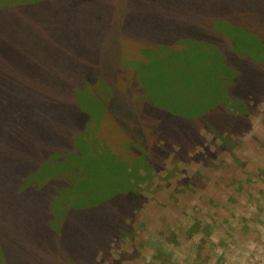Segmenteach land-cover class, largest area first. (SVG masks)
<instances>
[{
  "label": "trees",
  "instance_id": "16d2710c",
  "mask_svg": "<svg viewBox=\"0 0 264 264\" xmlns=\"http://www.w3.org/2000/svg\"><path fill=\"white\" fill-rule=\"evenodd\" d=\"M172 1L177 19L159 13L160 35L136 27L115 30L114 41L102 31L98 43H87L97 52L113 48L117 67L111 75L83 76V84H76L70 76L90 49H82L75 37L65 38L68 12L99 8L104 28L114 23V9L147 20L164 11V1L0 0V180H5L2 168L19 170L14 185L7 181L0 190L34 231L20 250L22 264H113L112 245L136 219L145 178L160 171L171 154L173 163L201 157L191 158L205 142L203 132L222 138L249 131L248 116L264 99V0ZM34 30L52 37L51 43L33 39ZM143 37L153 49L143 52L129 42ZM180 48L189 50L192 65L208 71L217 115L208 124L177 118L163 136L148 133L142 124L148 117L135 113L161 110L150 97L154 89L143 87V72L130 71L129 63L153 64ZM63 55L73 56L71 66L61 63ZM103 158L104 191L96 193L88 182L83 192L82 181L96 174L92 163ZM44 240L52 244L46 257L38 250Z\"/></svg>",
  "mask_w": 264,
  "mask_h": 264
},
{
  "label": "rangeland",
  "instance_id": "374dc122",
  "mask_svg": "<svg viewBox=\"0 0 264 264\" xmlns=\"http://www.w3.org/2000/svg\"><path fill=\"white\" fill-rule=\"evenodd\" d=\"M163 1L160 8L164 11L146 15L147 20L133 14L128 17L124 10L114 9L111 13L114 23L104 28L98 20L99 15H104L99 8H83L71 14L66 10L70 25L65 38L75 37L81 41L82 49H90L77 59L82 66L70 76L72 82L83 84V76L101 79L116 70L113 48L110 53H103L93 51L87 44L96 40L102 31L112 34L113 41L115 30L126 32L136 27L144 30L151 27L160 35L159 13L168 20L177 19L178 14L172 0ZM152 17L154 20L150 23ZM176 30L180 31V27ZM33 34V39L52 41L47 34L42 36L35 30ZM144 39L130 38L129 42L140 44L143 52L153 49L152 42ZM169 52L174 54L169 57L166 54L153 64L129 63L130 71L143 72V87L154 89L157 100L152 94L150 97L155 110H161L160 114L148 111L135 114L148 117L142 121L148 133L154 131L162 136L169 132L170 123H177V118L189 121L197 118L200 120L194 122L208 124L217 115L213 102H218V96L207 89L205 78L211 80V77L206 68L191 64L188 49ZM72 59V55H63L61 63L71 66ZM221 71L226 72V68L222 67ZM25 78L30 82L29 74ZM248 120L249 131L239 135L215 138L203 132L205 142L191 158L201 157L173 163L174 154H171L160 171L145 178L139 186L138 197L142 202L136 219L129 232L112 245L113 264H264V99L254 106ZM227 137L229 142L223 140ZM207 152L213 157H208ZM103 160L92 163L97 168L96 174L82 181L83 192L86 193L84 185L88 182L96 193L104 191L103 179L99 177L108 168L102 166ZM2 171L5 180H0V186L7 181L14 185L19 170L2 168ZM1 193L0 190V264H22L20 250L28 244L34 231L28 229L31 227L28 218L15 212L13 203L3 200ZM51 247L44 240L38 250L46 257L45 252Z\"/></svg>",
  "mask_w": 264,
  "mask_h": 264
}]
</instances>
